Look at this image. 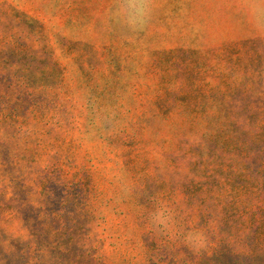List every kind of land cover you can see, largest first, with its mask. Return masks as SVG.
Wrapping results in <instances>:
<instances>
[{"label": "rangeland", "instance_id": "1", "mask_svg": "<svg viewBox=\"0 0 264 264\" xmlns=\"http://www.w3.org/2000/svg\"><path fill=\"white\" fill-rule=\"evenodd\" d=\"M0 264H264V0H0Z\"/></svg>", "mask_w": 264, "mask_h": 264}, {"label": "clouds", "instance_id": "2", "mask_svg": "<svg viewBox=\"0 0 264 264\" xmlns=\"http://www.w3.org/2000/svg\"><path fill=\"white\" fill-rule=\"evenodd\" d=\"M129 22L136 28L143 27L147 20V6H129L127 10ZM159 221V217H155Z\"/></svg>", "mask_w": 264, "mask_h": 264}]
</instances>
